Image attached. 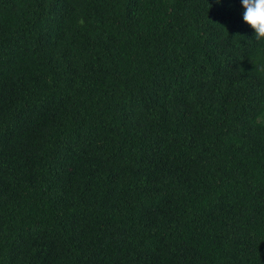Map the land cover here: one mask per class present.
<instances>
[{"label":"trees","instance_id":"16d2710c","mask_svg":"<svg viewBox=\"0 0 264 264\" xmlns=\"http://www.w3.org/2000/svg\"><path fill=\"white\" fill-rule=\"evenodd\" d=\"M0 264H264L239 0H0Z\"/></svg>","mask_w":264,"mask_h":264},{"label":"clouds","instance_id":"9594fccd","mask_svg":"<svg viewBox=\"0 0 264 264\" xmlns=\"http://www.w3.org/2000/svg\"><path fill=\"white\" fill-rule=\"evenodd\" d=\"M243 21L254 30V39L264 42V0H239Z\"/></svg>","mask_w":264,"mask_h":264}]
</instances>
